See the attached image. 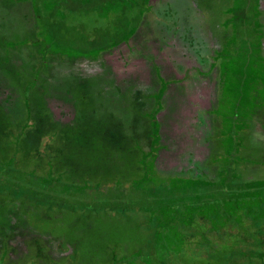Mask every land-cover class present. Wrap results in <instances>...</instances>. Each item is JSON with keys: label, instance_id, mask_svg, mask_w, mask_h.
<instances>
[{"label": "trees", "instance_id": "obj_1", "mask_svg": "<svg viewBox=\"0 0 264 264\" xmlns=\"http://www.w3.org/2000/svg\"><path fill=\"white\" fill-rule=\"evenodd\" d=\"M190 1L215 15L208 66L174 76L155 51L124 117L107 90L143 68L154 0H0V264H264V0ZM187 78L206 88L192 143Z\"/></svg>", "mask_w": 264, "mask_h": 264}, {"label": "rangeland", "instance_id": "obj_2", "mask_svg": "<svg viewBox=\"0 0 264 264\" xmlns=\"http://www.w3.org/2000/svg\"><path fill=\"white\" fill-rule=\"evenodd\" d=\"M154 11L150 15L147 16L145 20H143V24L141 26L140 31L137 33L138 38H143V41H140L138 47L142 49L144 52L141 54L140 58L145 59L147 62V66H145L146 62H143V68H135L133 67V72H125L126 78L124 79L126 82V86L119 85V84H113L108 87L107 92L108 94L113 93L116 97H119V102L122 104L125 103L124 108L126 109L124 111V117L125 115H128L131 112L134 111L137 112L139 109L145 104V101L148 102L145 97L143 96V92L145 91L146 84H143L146 79L149 78L150 84H155L153 77H156V74L154 75H147V71L150 72V70L153 69L154 64V56L152 55L155 51L156 55L161 53L163 56H167L171 60V65L175 64V67H172L168 64H163L162 70L164 68H168L169 66L172 67L175 72H182L186 67L191 68H204L205 66H208L210 62V48H209V34L208 30L209 27L207 23L212 22V19L214 18V14H212L209 7H199L201 12L205 15L207 18L206 20L203 18V15L199 10L195 8L193 3L190 0H154ZM20 12V10H18ZM20 15V13H18ZM111 22L110 27L114 25L113 29H126L127 24L130 25L132 22L133 17L131 16V13H127L126 16H123L122 14L112 13L110 16ZM112 29V30H113ZM121 31V30H119ZM157 42V43H156ZM161 43V44H159ZM163 44V45H162ZM148 53V54H146ZM119 56V54H118ZM151 56V57H150ZM169 61H166L169 63ZM162 61H159V63ZM152 65V66H151ZM141 70V73L139 72ZM169 70V68H168ZM165 71V69H164ZM132 75V76H131ZM178 75V74H177ZM180 75V74H179ZM130 76L131 78H134L135 81H139L140 83L138 85L130 86ZM67 79L65 81H55L53 86H57L59 88V96H63L65 94V91L69 89L70 86H76L77 85V78L75 79L67 75ZM169 78V77H167ZM188 80L192 81L195 79L187 78ZM186 80V82L188 81ZM182 82V81H181ZM200 79L197 81L190 82L188 86V93L192 92V95L190 96L193 104L190 105L189 109L190 112L187 113V116H185L184 124L187 125L185 131L189 130L190 137L189 142L192 143L193 136L195 137V141H197V137L204 133L205 130H203L204 127L194 128L192 126L189 127V122H192L190 120L193 116L196 117V120L200 122L199 125H205V119L203 114L202 108V101L201 97L199 96V93L201 91L206 92L205 85L199 83ZM202 82V79H201ZM195 83V84H194ZM51 83H48L46 86L50 87ZM185 83H178L174 85H169V92L172 93L171 98L167 99L168 102L172 104H177V106L180 104V100H182V97L185 99L182 100V102L190 103L188 98L185 95V89L186 87L183 86ZM155 85H153L154 87ZM151 87V88H153ZM120 89H123L124 91H121ZM196 89V91H195ZM150 88H146V92L149 91ZM134 91V92H131ZM204 92V93H205ZM194 93V94H193ZM263 97L264 93L261 91ZM133 96L136 97V99H133ZM207 96V95H203ZM131 99L135 100V102L131 103ZM118 100V98H116ZM264 103V100H263ZM107 104L109 106H112V100L109 101ZM177 106L176 109L178 108ZM171 107V106H169ZM167 107V108H169ZM174 107V106H173ZM192 109V110H191ZM170 110V109H169ZM175 111V108H173V112ZM192 118V119H193ZM141 118H137V124L140 122ZM104 122H100L99 125H103ZM96 132L101 133L100 128L95 129ZM194 132V135H193ZM198 135V136H197ZM196 143V142H194ZM192 166V165H190Z\"/></svg>", "mask_w": 264, "mask_h": 264}]
</instances>
